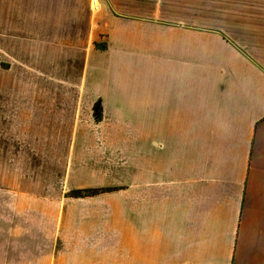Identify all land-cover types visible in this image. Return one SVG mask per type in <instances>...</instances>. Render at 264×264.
<instances>
[{
    "label": "crops",
    "instance_id": "crops-1",
    "mask_svg": "<svg viewBox=\"0 0 264 264\" xmlns=\"http://www.w3.org/2000/svg\"><path fill=\"white\" fill-rule=\"evenodd\" d=\"M98 1L110 11L105 49L83 51L70 102H99L121 121L102 128L112 148L138 132L131 120H174V176L148 177L129 159L108 174L98 129L57 128L59 147L69 135L75 152L61 191L45 177L0 181V264H264V0H185V19L174 0L67 6ZM13 95L12 115L36 113L34 94Z\"/></svg>",
    "mask_w": 264,
    "mask_h": 264
},
{
    "label": "rangeland",
    "instance_id": "rangeland-1",
    "mask_svg": "<svg viewBox=\"0 0 264 264\" xmlns=\"http://www.w3.org/2000/svg\"><path fill=\"white\" fill-rule=\"evenodd\" d=\"M174 2L179 4L174 6V19H185V0ZM71 3L72 0H0V181L10 177L39 181L45 177L48 182L54 181L61 191L65 165L75 154L70 147L74 137L61 136L63 144L59 147L60 137L54 133L57 128L68 129L78 122L82 127L98 129L94 138L104 146L103 170L107 169L106 161L113 164L108 167V174L114 172L113 175L119 176L129 159L132 166H137L139 160L146 162L148 177L163 181L174 176V167H168L174 161V120H131V127L138 132L129 137L126 143L129 145L116 143L112 148L105 145L108 141L102 135V128L116 126L121 121H110L106 117L107 106L102 108L99 102L77 105L70 102L68 95L75 92V84L84 74L85 55L96 47L100 48L96 53L105 49L103 16L110 14L108 9L107 13L103 12L99 1L91 2L87 8L67 6ZM97 15L99 37L95 38ZM77 26L81 29L79 33L75 31ZM146 58L144 68L147 78L152 79L156 75L150 70L155 65L154 57ZM144 68L139 70L142 72ZM22 92L35 95L36 113H30V118L16 109L11 114L12 94L17 98ZM64 96L70 102L66 106L60 103V97ZM96 104H99L97 110ZM74 106L81 120L72 119ZM43 107L45 113L39 110ZM62 107L67 110H61ZM102 112L105 119L96 123L95 114L101 116ZM159 162L161 167L156 164ZM133 170L137 168H131L132 174ZM100 174L103 175L102 169ZM148 191L156 193L155 189Z\"/></svg>",
    "mask_w": 264,
    "mask_h": 264
},
{
    "label": "trees",
    "instance_id": "trees-1",
    "mask_svg": "<svg viewBox=\"0 0 264 264\" xmlns=\"http://www.w3.org/2000/svg\"><path fill=\"white\" fill-rule=\"evenodd\" d=\"M99 104L95 105V110L98 109ZM97 117H99V114H96ZM97 189H83V190H78L76 193L78 195H83V194H91V193H96Z\"/></svg>",
    "mask_w": 264,
    "mask_h": 264
},
{
    "label": "bare ground",
    "instance_id": "bare-ground-1",
    "mask_svg": "<svg viewBox=\"0 0 264 264\" xmlns=\"http://www.w3.org/2000/svg\"><path fill=\"white\" fill-rule=\"evenodd\" d=\"M95 1V0H94Z\"/></svg>",
    "mask_w": 264,
    "mask_h": 264
}]
</instances>
